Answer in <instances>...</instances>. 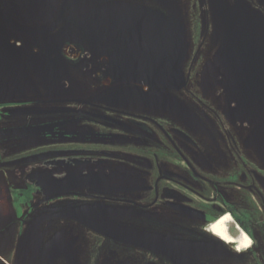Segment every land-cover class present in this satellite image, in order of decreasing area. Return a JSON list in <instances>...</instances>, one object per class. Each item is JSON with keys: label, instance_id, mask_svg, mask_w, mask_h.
<instances>
[{"label": "flooded vegetation", "instance_id": "1", "mask_svg": "<svg viewBox=\"0 0 264 264\" xmlns=\"http://www.w3.org/2000/svg\"><path fill=\"white\" fill-rule=\"evenodd\" d=\"M200 1L202 16L204 13L207 15V1ZM203 20L207 24L204 28H211L209 18ZM207 41V38H202L197 44L196 55L189 59L185 70L187 84L177 93L179 101L188 105L203 100L196 91L200 90L198 81L196 89L189 91L186 87L192 86L190 82H194L195 77L199 80L202 70L199 55L207 47ZM207 48L205 54L209 52V46ZM66 50L70 48L66 47ZM74 51L77 54L65 52L70 60L80 56L79 51ZM87 81L85 91L90 96L91 93H107L109 88L119 90L124 85L113 83L102 71L90 76ZM4 86L6 89L7 84ZM144 88L149 90L148 87ZM126 94H130V101L138 98L132 92ZM7 100H0V117L8 113L6 108L20 105L18 101ZM155 101L158 104L154 107L156 113L169 117V107L165 104L167 101L161 96ZM74 109H71L73 115H80V118L88 121L75 123L69 116L68 129L60 125L61 119H57L54 125L55 134L59 133L69 143L67 148L43 149L13 160L2 161L0 157V172L5 174L7 186L6 195L0 193V211L9 208L14 213L4 214L0 220V251H7V255L12 258L10 264H64L66 258L67 264H80L74 242L72 245L61 243L63 245L59 248L52 246L53 252L46 258L44 249L51 246L50 243L57 242L53 238L58 232L39 227L58 217H70L82 223L86 229L97 232H100L98 229H108L123 233L104 223L109 204H117L118 208H134L143 218H151L152 221L161 220L163 226H156L153 232L151 229L147 231L150 233L148 235L164 237L167 241L166 254L135 246L144 248L150 257L163 258L167 264H264V150L258 153L261 160L258 161L255 153H249L241 142L238 143L240 140L236 134L238 137L239 134L229 123L231 121L224 120L218 112L217 120H214L215 127L223 133L216 136L223 146L214 143L211 150L200 149L197 141L186 130L178 128L158 129L159 138L149 133L143 136L150 141L153 147L150 150L153 152L138 149L136 157L126 156L124 159L142 168L148 160H156L159 155L163 157L157 163L160 173L154 183L145 185L147 183L141 178L125 181L119 171L110 173L106 167L108 158H114L112 162L116 163L123 160L118 156L121 147L109 149L101 140L93 141V135L102 137L106 133L104 128L107 127V119L98 113H91L96 119L100 118V121H92L85 115L86 112L83 114ZM54 112L59 113L56 109ZM116 112L130 117H143L122 110ZM204 125L209 124L206 121ZM206 133L207 137L215 141L211 131ZM129 139L139 142L134 135H130ZM168 162L180 165L182 173L171 170L166 165ZM22 165L24 168L20 167ZM164 182L180 188H160ZM221 221L224 222V236L215 230V225ZM13 235L17 236L16 242L10 244L8 240ZM137 235L139 241L146 239L141 234ZM245 239L249 240L247 246L243 242ZM38 244L43 247L40 249ZM29 250L32 252L29 253Z\"/></svg>", "mask_w": 264, "mask_h": 264}, {"label": "rangeland", "instance_id": "2", "mask_svg": "<svg viewBox=\"0 0 264 264\" xmlns=\"http://www.w3.org/2000/svg\"><path fill=\"white\" fill-rule=\"evenodd\" d=\"M74 1H48L47 7H41L39 17L35 19L37 22L30 25V27H47V35L57 37L54 40V46L57 49L54 56L62 59V64L67 69L62 71L63 75L61 77H57L60 87L55 89L50 88L48 90V87L44 88L38 85L39 87L35 90L33 81L38 79L29 66L26 74L28 80L26 84L18 87L10 81L8 82L7 89L2 96L10 102L18 101L20 105L6 108L8 113L0 117V157L2 161L17 159L27 156L28 153L31 154L43 149L67 148L69 143L63 140L59 133L55 134L54 125L56 120L61 119L60 125L65 126L66 129H68L69 116L75 123L88 121L86 118H80V115H73L72 108H75V112L82 111L83 114L86 112L85 115L89 116L90 119L92 118V121H95L96 118L91 116V113H98L104 119H107V127L104 128L106 133L102 137L93 135V141L101 140L100 142L109 146V149L116 146L121 147L118 156L123 160L116 163L112 162L114 158H108L106 167L110 173L116 174L119 171L121 178L125 181L135 180L137 177V179L141 178L147 183L142 182L143 184L151 185L160 173L157 163L161 162V158H163L161 155L157 156V161L155 159L153 161L148 160L147 165L142 167L145 169L139 168L131 160L124 159L126 156L136 157L138 149L153 152L150 150L153 148L150 141L144 139L148 133L159 138L160 129L163 130L165 127L178 128L186 130L190 134L189 136L197 141V147L200 149L211 150L214 143L223 146L221 140L216 136L223 132L220 128L215 127L214 120H217L219 112L223 119L229 122L224 113L227 105V93L224 86H232L233 82L227 81L222 75L225 73V69L217 56L223 44L221 41L215 40L216 35L214 33L216 30L214 28L199 29L203 17L207 18L206 13L202 16V3L200 0H82L81 5H77L79 0ZM56 3L55 8H57V11L55 15L53 18L47 19L44 12L49 11ZM83 4H87L88 8L81 12L84 10ZM93 5L101 9L97 10L93 8ZM156 9L166 14L177 15L186 27L187 55L182 65L184 72L189 59L196 55L197 44L202 38L208 39V54H205L208 51L206 47L203 51L201 50L199 55L200 69L202 68L199 80L198 77H195L194 82H190L192 86L186 87L189 91L194 90L198 81L200 90L196 89V91L203 100L199 103L192 102L190 107L185 102L179 101L178 91L169 90L162 97L164 101L168 100L165 102L169 107V117H167L156 113L154 108L156 103L151 98L154 86L148 87V91L144 88L143 91L146 93L135 91V96H146L137 101L126 100V98H130L126 94L131 89L128 85H123L119 90L109 88L107 93L97 94V98H93L97 96L96 94L91 93L90 96L85 91L86 84H88L87 80L90 79L89 75H95L99 71H102L103 74L106 72L107 76L110 75L109 64L102 62L99 55L104 54L111 58L115 49L124 47L145 49L147 41L153 33V29L145 22L146 13ZM207 14L210 20L212 17L210 10ZM62 25H65V29L61 35L52 34L54 30H58ZM39 36V33H33V37L39 38ZM94 44H96V47ZM65 46L79 51L80 56L76 60H70L64 53ZM36 50V53L41 54L37 57L38 62H45L48 57L46 54L49 51L45 53V49L41 46H37ZM92 50H94L93 53ZM205 71H207L206 74ZM104 77L103 75L102 78ZM186 77L188 79L187 75ZM46 90L48 91L45 92ZM123 96L125 99H123ZM189 101L187 100V102ZM231 107H237V103L233 102ZM55 109L59 113H55ZM117 110L140 114L143 117H130L117 113ZM96 120L100 121V118ZM206 121L209 124L207 126L204 125ZM229 123L239 134L238 137L235 133L238 141L240 140L237 142H241L242 147L249 153H255L257 155L255 158L261 161L260 155L258 156L257 145L247 146L245 143V138L251 130L250 123L247 121L238 124ZM89 124L90 122L87 125L88 129ZM210 131L215 137V141L207 137L206 132L210 133ZM130 135L136 136L140 143L130 140ZM139 162L142 161L139 160ZM166 165L171 170L174 169L182 173L180 165H173L171 162ZM20 167L24 168V165ZM161 186H172L173 189L180 188L178 185L169 182H164L160 184V188ZM107 207L104 223L109 228L129 232L133 235L148 236L150 233L147 229H151L153 232L156 226L161 225V220L152 221L151 218H143L134 208H118L117 204H109ZM3 216L4 213L1 209L0 218ZM50 221L46 225L43 223V226L39 229L45 227L50 231L58 232L53 239L57 240L59 246L63 244L72 245L74 242L80 264H167L163 258L150 257L144 248L117 241L100 232L86 229L82 223L73 218L58 217L52 222ZM16 238L17 236L14 237V235L9 237V243L11 244L12 241L15 243ZM29 248L32 249L33 247ZM28 252L31 253L32 251L29 250ZM1 256L3 264L12 262V258L3 249L1 250ZM65 260L67 261V258Z\"/></svg>", "mask_w": 264, "mask_h": 264}, {"label": "water", "instance_id": "3", "mask_svg": "<svg viewBox=\"0 0 264 264\" xmlns=\"http://www.w3.org/2000/svg\"><path fill=\"white\" fill-rule=\"evenodd\" d=\"M48 1L53 0H0V100L5 99L2 95L6 91L4 81L7 77L8 82L18 87L28 82V66L38 79L33 81L35 90L38 85L52 89L57 83V77H61L62 71L67 69L62 64V59L54 56L57 52L54 40L57 37L46 36L47 32L43 28L30 27L32 23L37 22L35 19L39 17L41 7H47ZM82 3L80 0L79 4ZM207 4L212 15L213 28L216 30L215 40L223 44L217 56L225 69L222 75L227 81L233 82L232 86H224L227 93L224 113L232 123L247 121L252 124L254 128L246 136L245 143L247 146L255 144L258 152L263 151L264 0H207ZM56 5L57 3L44 12L47 19L55 15ZM87 7L85 6V9ZM93 8L101 9L94 5ZM23 21L27 23V27L20 24ZM145 22L153 29L145 49L124 47L115 49L111 58L104 54H100L99 58L110 66V75L106 76L115 84L134 86L129 90L133 95L135 91L145 92L144 87L154 86L152 99L158 105L155 100H158L159 96L162 98L169 90H181L187 84V77L182 68L187 55L186 27L177 15L166 14L158 9L146 13ZM202 24L204 28L205 20ZM33 33H39V38L33 37ZM37 46L43 47L45 53L49 51L45 62H38L37 57L41 54L36 53ZM94 46L96 47V44ZM66 47L69 46L64 48ZM71 54L77 53L71 49ZM136 97L138 98L134 101L146 96ZM126 100L130 101L131 98ZM233 102L237 103V107H231ZM0 183V193L3 192L2 195L5 196L7 186L3 172H0ZM98 230L117 241L139 245L162 255L167 252V241L160 235H143L146 239L139 241L137 234ZM50 244L51 246H47L48 250L46 247L43 252L46 253V258L53 252L51 247L58 243ZM38 246L40 249L43 247L41 244Z\"/></svg>", "mask_w": 264, "mask_h": 264}, {"label": "crops", "instance_id": "4", "mask_svg": "<svg viewBox=\"0 0 264 264\" xmlns=\"http://www.w3.org/2000/svg\"><path fill=\"white\" fill-rule=\"evenodd\" d=\"M80 1V0H79ZM82 1V0H81ZM207 1V0H206ZM74 2H76V0L74 1ZM77 5H80V4H77ZM85 6H88L87 4H83V12L88 8H86L85 9ZM99 10V9H98ZM208 10H210L209 9V5H208ZM207 18H208V14H207ZM207 18H204L203 17V19H207ZM211 21V28H213V22H212V17H211V19L209 20V22ZM20 24L22 25V26H24V27H27V23L26 22H20ZM202 27H203V24L201 25ZM44 29V31L45 32H47V28L45 27V28H43ZM64 29H65V25H62L61 27H59V29L58 30H54L53 32H52V34H55V35H61L62 34V32L64 31ZM46 36H48V35H46ZM18 44L19 45H21V43L20 42H18ZM69 58V57H68ZM70 59V58H69ZM71 66V65H70ZM6 82H7V84H9L8 83V77L5 79V81H4V83L6 84ZM8 86V85H7ZM58 87H60V85H59V81L57 80V83H56V85H55V87H52V89H55V88H58ZM7 89V88H6ZM239 123V122H238ZM238 123H236V124H238ZM250 126H251V129L252 128H254V126L252 125V124H250ZM3 210V213L4 214H7V213H9V214H12V215H14V213L12 212V210H10L9 208H2ZM0 220H1V218H0ZM40 223V222H39ZM38 223V224H39ZM34 229H35V227H34ZM56 247L55 248H59V245L57 244V245H55ZM64 259V258H63ZM65 264H67V261H63ZM0 264H3L2 262H0ZM10 264V263H9ZM69 264V263H68Z\"/></svg>", "mask_w": 264, "mask_h": 264}, {"label": "bare ground", "instance_id": "5", "mask_svg": "<svg viewBox=\"0 0 264 264\" xmlns=\"http://www.w3.org/2000/svg\"><path fill=\"white\" fill-rule=\"evenodd\" d=\"M4 197V196H3ZM224 224V222L223 221H221V222H219V223H217L216 225H215V230L217 231V232H219V233H221V236L223 235H225V231H224V229H223V224ZM243 241V240H242ZM244 245L245 246H247L248 244H249V240L248 239H245L244 241Z\"/></svg>", "mask_w": 264, "mask_h": 264}]
</instances>
